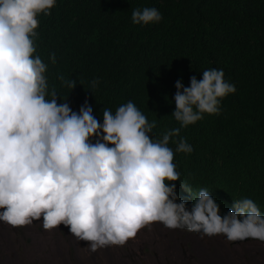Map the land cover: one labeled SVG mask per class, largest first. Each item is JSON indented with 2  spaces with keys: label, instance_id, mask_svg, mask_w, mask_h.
<instances>
[{
  "label": "clouds",
  "instance_id": "9594fccd",
  "mask_svg": "<svg viewBox=\"0 0 264 264\" xmlns=\"http://www.w3.org/2000/svg\"><path fill=\"white\" fill-rule=\"evenodd\" d=\"M57 0H0V221L12 227L61 224L96 252L124 246L142 229L224 235L264 242L262 188L220 157L191 155L181 128L220 113L236 92L223 70L203 71L190 86L177 81L172 113L180 127L165 133L132 101L113 111L80 102L67 45L44 49ZM132 23H159L156 8L132 10ZM40 34V36H39ZM84 85H81L83 88Z\"/></svg>",
  "mask_w": 264,
  "mask_h": 264
},
{
  "label": "trees",
  "instance_id": "16d2710c",
  "mask_svg": "<svg viewBox=\"0 0 264 264\" xmlns=\"http://www.w3.org/2000/svg\"><path fill=\"white\" fill-rule=\"evenodd\" d=\"M156 8L159 23H132V10ZM44 49L67 45L69 62L96 76L77 78L80 102L115 112L132 101L165 133L180 127L172 113L177 81L190 86L208 69L223 70L236 87L220 102V113L186 128L180 137L191 155L220 157L262 188L264 202V0H57ZM40 36V34H39ZM81 85H84L81 88Z\"/></svg>",
  "mask_w": 264,
  "mask_h": 264
},
{
  "label": "rangeland",
  "instance_id": "374dc122",
  "mask_svg": "<svg viewBox=\"0 0 264 264\" xmlns=\"http://www.w3.org/2000/svg\"><path fill=\"white\" fill-rule=\"evenodd\" d=\"M42 219L25 227L0 221V264H264V242L156 227L140 230L122 247L91 252L90 242L78 241L63 224L44 230Z\"/></svg>",
  "mask_w": 264,
  "mask_h": 264
}]
</instances>
